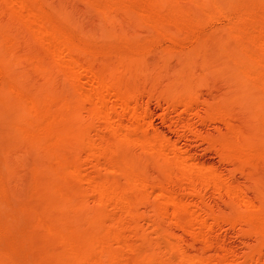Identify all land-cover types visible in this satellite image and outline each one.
<instances>
[{"label": "bare ground", "instance_id": "6f19581e", "mask_svg": "<svg viewBox=\"0 0 264 264\" xmlns=\"http://www.w3.org/2000/svg\"><path fill=\"white\" fill-rule=\"evenodd\" d=\"M1 78L0 264H264V0H0Z\"/></svg>", "mask_w": 264, "mask_h": 264}, {"label": "rangeland", "instance_id": "374dc122", "mask_svg": "<svg viewBox=\"0 0 264 264\" xmlns=\"http://www.w3.org/2000/svg\"><path fill=\"white\" fill-rule=\"evenodd\" d=\"M227 22H228L227 19H222L218 22H215V24H213V25L218 26V25L225 24ZM206 29H208V28H206ZM161 43L172 45V43L169 41L167 42V40H163ZM173 46L177 47V48H183V47L185 48V46H178V45H173ZM0 86L2 88L6 87V81L4 78L0 79ZM148 106L150 108L149 109L150 110V116H151L150 119H151V122H152V125L154 128L160 130L161 132H163L166 136L170 137L171 139L177 138L176 139V140H178L177 144L183 148L185 147L184 149H187V151L197 161L204 162L207 164H211V165L216 166L220 169L226 168L223 164L221 165V163H219L218 157L215 154V152L208 149L203 142H200V141L194 139L187 132H185L186 134L185 133L181 134L180 129L177 128L178 127L177 125L175 126L174 122L177 120V118H179L181 116H183L182 118H184V116L186 117V115L180 114L179 110H175V111L170 110L168 115H167V118L165 120V119H162V117H161L164 105H156L155 102H150ZM192 121L194 122V126L197 129H200L201 131H204V130L205 131L206 130L212 131L213 130L211 124H209V125L208 124H201V123L199 124V122H195L194 120H192ZM176 136H178V137H176ZM237 177H239V176L237 175L236 178ZM238 179H239V181H241L240 177ZM205 196L207 197V198L205 197L207 201L212 202V203L214 201L216 202V199L214 200V198L210 194H208V195L206 194ZM22 224L23 225L20 224V228H21V230H25L26 224H24V223H22ZM220 227H214V229L212 230V234L217 235L224 242V244L227 247H230L233 250L235 249L236 251L240 252L243 249V244H241L242 239L239 238L236 234L234 235L233 231H231L230 229H227L226 226L222 225ZM214 230H215V232H214Z\"/></svg>", "mask_w": 264, "mask_h": 264}]
</instances>
